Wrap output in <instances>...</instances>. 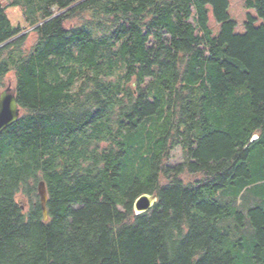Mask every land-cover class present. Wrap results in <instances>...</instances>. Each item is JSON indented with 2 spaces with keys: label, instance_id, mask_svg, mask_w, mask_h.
<instances>
[{
  "label": "trees",
  "instance_id": "16d2710c",
  "mask_svg": "<svg viewBox=\"0 0 264 264\" xmlns=\"http://www.w3.org/2000/svg\"><path fill=\"white\" fill-rule=\"evenodd\" d=\"M246 6L262 23L237 35L229 0H0V94L12 77L21 110L0 264H264V0Z\"/></svg>",
  "mask_w": 264,
  "mask_h": 264
},
{
  "label": "rangeland",
  "instance_id": "374dc122",
  "mask_svg": "<svg viewBox=\"0 0 264 264\" xmlns=\"http://www.w3.org/2000/svg\"><path fill=\"white\" fill-rule=\"evenodd\" d=\"M248 0H229V7H228V14L230 16V19L236 24L235 26V34L237 35H244L246 32L245 29V23L248 20V15H251L253 17H256L254 11L252 9H248L246 6ZM3 6H6V2L3 1ZM7 15L9 16V18L11 19L12 23L14 25H20L23 26V21L21 19V15L19 13V11L15 8H11L10 10H7ZM262 23V21H260L259 19H257V21L255 22L256 26H260ZM208 26L211 30V33L213 35V37H217L220 33L221 30V26L220 24H218L215 20V18L213 17L212 11L210 10L209 12V21H208ZM31 30H27L24 33L30 32ZM9 80V85L11 86V88L13 89V79L12 77L8 78ZM184 161V157L182 154V150L180 148H177L175 150H172L170 152V159L166 161L168 166H175L179 163H182ZM184 181L189 180L188 177H184ZM263 185H260L259 187L256 188L255 191H257L258 194H261L259 191L262 190L263 187H261ZM261 198H259V202L258 204L260 206L264 207V194L260 195ZM241 200L243 202V207H246L248 205V202L251 201V197H250V192L245 191L241 197Z\"/></svg>",
  "mask_w": 264,
  "mask_h": 264
},
{
  "label": "water",
  "instance_id": "95a60500",
  "mask_svg": "<svg viewBox=\"0 0 264 264\" xmlns=\"http://www.w3.org/2000/svg\"><path fill=\"white\" fill-rule=\"evenodd\" d=\"M21 110L18 106L15 91L10 85L0 94V134L15 124L20 117ZM258 136L252 137V142L257 140ZM38 195L40 206L42 210L43 219L48 220L47 202L48 195L44 182L38 185ZM157 196L155 194H141L133 202V211L136 216L143 215L149 212L157 203Z\"/></svg>",
  "mask_w": 264,
  "mask_h": 264
}]
</instances>
